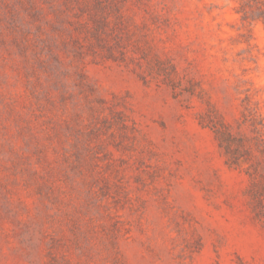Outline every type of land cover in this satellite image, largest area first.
<instances>
[{"label":"rangeland","instance_id":"1","mask_svg":"<svg viewBox=\"0 0 264 264\" xmlns=\"http://www.w3.org/2000/svg\"><path fill=\"white\" fill-rule=\"evenodd\" d=\"M0 264H264V0H0Z\"/></svg>","mask_w":264,"mask_h":264}]
</instances>
